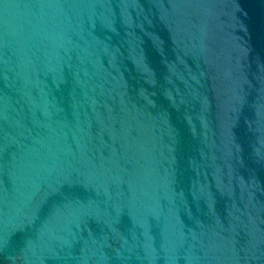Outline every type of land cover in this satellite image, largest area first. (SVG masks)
Returning <instances> with one entry per match:
<instances>
[{
  "label": "water",
  "instance_id": "95a60500",
  "mask_svg": "<svg viewBox=\"0 0 264 264\" xmlns=\"http://www.w3.org/2000/svg\"><path fill=\"white\" fill-rule=\"evenodd\" d=\"M0 264H264V0H0Z\"/></svg>",
  "mask_w": 264,
  "mask_h": 264
}]
</instances>
